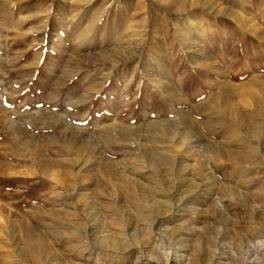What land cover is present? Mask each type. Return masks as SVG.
I'll return each mask as SVG.
<instances>
[{
  "label": "rangeland",
  "instance_id": "374dc122",
  "mask_svg": "<svg viewBox=\"0 0 264 264\" xmlns=\"http://www.w3.org/2000/svg\"><path fill=\"white\" fill-rule=\"evenodd\" d=\"M0 264H264V0H0Z\"/></svg>",
  "mask_w": 264,
  "mask_h": 264
},
{
  "label": "bare ground",
  "instance_id": "6f19581e",
  "mask_svg": "<svg viewBox=\"0 0 264 264\" xmlns=\"http://www.w3.org/2000/svg\"><path fill=\"white\" fill-rule=\"evenodd\" d=\"M139 185H140V183H135V188H137Z\"/></svg>",
  "mask_w": 264,
  "mask_h": 264
}]
</instances>
